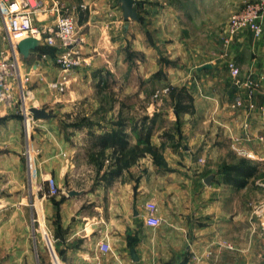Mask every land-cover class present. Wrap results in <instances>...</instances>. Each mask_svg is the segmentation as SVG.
I'll list each match as a JSON object with an SVG mask.
<instances>
[{
	"label": "crops",
	"instance_id": "0c3cea01",
	"mask_svg": "<svg viewBox=\"0 0 264 264\" xmlns=\"http://www.w3.org/2000/svg\"><path fill=\"white\" fill-rule=\"evenodd\" d=\"M113 1L112 11L104 0L74 11L92 26H78L82 63L63 92L49 86L62 75L51 50L30 52L28 107L49 118L25 122L16 88L17 103L0 104V264H264V82L248 118L232 109L244 90L222 55L228 19L249 0H136L138 21L126 26ZM229 52L240 78L264 74V36L238 32ZM165 86L190 96L191 111L153 100ZM116 132L123 149L103 147ZM241 158L256 172L235 186L223 167ZM148 201L156 228L144 223Z\"/></svg>",
	"mask_w": 264,
	"mask_h": 264
},
{
	"label": "built area",
	"instance_id": "2783aa9c",
	"mask_svg": "<svg viewBox=\"0 0 264 264\" xmlns=\"http://www.w3.org/2000/svg\"><path fill=\"white\" fill-rule=\"evenodd\" d=\"M37 13H50L53 16V25L39 27L34 24ZM77 15L60 0H0V31L3 32L5 46L0 50V104L14 102L12 88H16L20 102V112L25 122L32 119L29 112L28 100L24 85L28 82V75L21 69V55L17 49L19 41L33 37L39 46L51 50L54 64L62 73L60 79L49 84L56 92H63L69 73L82 63L79 48L84 43V38L78 30ZM247 30L255 39L264 36V0H249L228 19L227 26L222 36V55L227 58L226 67L232 83L244 90V97L237 98L230 107L243 109L246 117L256 109L252 98L264 82V74L257 78H240V69L234 59L229 58V49L238 32ZM41 58L47 57L42 53ZM170 88L165 86L156 90L154 99L168 96ZM243 130H248L246 120L242 124ZM61 190L54 179H46V194L57 196ZM146 218L144 223L151 228L160 225L157 205L154 201L145 203ZM102 252L108 250L104 241L99 244Z\"/></svg>",
	"mask_w": 264,
	"mask_h": 264
},
{
	"label": "trees",
	"instance_id": "16d2710c",
	"mask_svg": "<svg viewBox=\"0 0 264 264\" xmlns=\"http://www.w3.org/2000/svg\"><path fill=\"white\" fill-rule=\"evenodd\" d=\"M83 20V16H80V23ZM170 88V87H169ZM168 96L175 102V110L176 113H187L190 112V108L192 106V98L183 93V91L178 90L177 88H170ZM118 137L117 140H109L107 135L106 140L102 141V146H117L120 150L123 149V142L121 140V136L123 134L121 132H116L113 134V137ZM114 137V138H115ZM123 145V146H122ZM150 152L156 161H159V150L151 148ZM224 180L228 183H231L235 186L243 185L246 180L254 176L256 172V165H254L251 161L247 159H238L233 164H228L223 167Z\"/></svg>",
	"mask_w": 264,
	"mask_h": 264
},
{
	"label": "water",
	"instance_id": "95a60500",
	"mask_svg": "<svg viewBox=\"0 0 264 264\" xmlns=\"http://www.w3.org/2000/svg\"><path fill=\"white\" fill-rule=\"evenodd\" d=\"M117 3L120 6L122 18L125 22L132 20V21H138V12L136 10V0H117ZM126 26V24H125ZM39 46L38 41L33 37L25 38L18 42L17 49L20 53V55L27 59L30 55V52L34 49H36ZM208 67L203 66L201 69ZM29 112L32 114V116L36 119H47L50 117V115L44 110L40 108H30ZM76 192H69L68 195L72 196L75 195ZM132 259L136 260V257L134 253H131Z\"/></svg>",
	"mask_w": 264,
	"mask_h": 264
},
{
	"label": "rangeland",
	"instance_id": "374dc122",
	"mask_svg": "<svg viewBox=\"0 0 264 264\" xmlns=\"http://www.w3.org/2000/svg\"><path fill=\"white\" fill-rule=\"evenodd\" d=\"M95 1L96 0H71V4H72V8L73 9H77V8H80L82 11H84V12H87V14H88V12H89V10H91V9H93L94 8V3H95ZM137 6V5H136ZM104 8H106V10H109V11H112V10H114L115 8H116V6H115V2L113 1V0H104ZM138 9H140V7L138 6ZM72 10V9H71ZM74 10V11H75ZM136 10H137V7H136ZM109 11H107L108 13H110ZM86 14V13H85ZM93 14V13H92ZM36 16V15H35ZM115 16H113V17H111V16H109L108 17V22L110 23V22H112V21H114L115 20V18H114ZM117 17H118V15H117ZM118 20V19H117ZM122 20H123V18H122ZM92 21H93V19H92ZM124 21V20H123ZM94 22V21H93ZM124 24H125V21H124ZM78 26H92V23L89 25V24H82V25H80V24H78ZM81 30H83V29H81ZM221 31V30H220ZM79 32H80V34L82 33L80 30H79ZM222 34V33H221ZM4 46H5V41H4V38H3V32H1L0 31V50H2L3 48H4ZM81 48L82 47H80L79 48V51H81ZM80 56H81V53H80ZM22 57V56H21ZM23 60V57L21 58V61ZM30 62H31V59H26L25 61H22V72H23V69H24V67L27 65V64H30ZM26 85H24V89H25V91H27V86L25 87ZM17 90V89H16ZM17 95V97H18V92L16 93ZM153 100H156V101H158V103H162V102H160V101H163V99H161V100H159V99H153ZM17 99L14 101V103H17ZM19 102V101H18ZM30 103V102H29ZM19 104H20V102H19ZM138 115H139V117H141L142 116V114H140L139 112H136V117L138 118ZM262 166L264 167V162H263V164H262ZM264 172V171H263ZM264 174V173H263ZM264 176V175H263ZM258 197V196H257ZM256 197V198H257ZM260 197V196H259ZM261 198V197H260ZM258 199V198H257Z\"/></svg>",
	"mask_w": 264,
	"mask_h": 264
}]
</instances>
